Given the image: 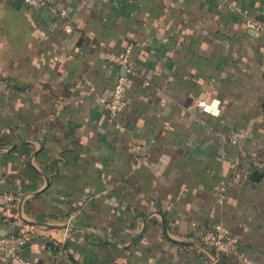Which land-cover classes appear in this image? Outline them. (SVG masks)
Listing matches in <instances>:
<instances>
[{"label": "crops", "instance_id": "1", "mask_svg": "<svg viewBox=\"0 0 264 264\" xmlns=\"http://www.w3.org/2000/svg\"><path fill=\"white\" fill-rule=\"evenodd\" d=\"M248 19L264 0H0V193L20 182L0 233L31 230L0 264H205L217 224L238 253L216 264H264V33ZM128 43L113 121L122 67L104 49Z\"/></svg>", "mask_w": 264, "mask_h": 264}, {"label": "built area", "instance_id": "2", "mask_svg": "<svg viewBox=\"0 0 264 264\" xmlns=\"http://www.w3.org/2000/svg\"><path fill=\"white\" fill-rule=\"evenodd\" d=\"M24 4L36 5L47 4L51 0H20ZM61 15L66 14L65 9H59ZM247 24L258 32L264 33V22L260 19H248ZM66 29L70 30L71 26L66 24ZM133 44L128 43L121 53H115L104 49V58L118 66L124 67L122 73H118L112 87L110 96L105 100L104 107L107 116L111 120H115L117 114L127 103L126 90L130 82L134 67L130 61V52ZM207 104L202 105V109H207ZM254 163L264 167L263 162L254 160ZM17 187L13 191L0 193V204L12 205L19 194V181H16ZM223 189V185L221 186ZM31 230L28 227L20 228L16 233H0V254L14 260H22L21 250L30 239ZM200 241L211 251V258L205 264H216L219 259L238 253L237 238L223 225L217 224L206 230L201 236Z\"/></svg>", "mask_w": 264, "mask_h": 264}, {"label": "water", "instance_id": "3", "mask_svg": "<svg viewBox=\"0 0 264 264\" xmlns=\"http://www.w3.org/2000/svg\"><path fill=\"white\" fill-rule=\"evenodd\" d=\"M124 71V67H122V72ZM121 72V73H122ZM256 172H259V170H257ZM29 223H31V224H37L38 222H29Z\"/></svg>", "mask_w": 264, "mask_h": 264}]
</instances>
